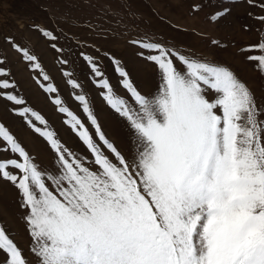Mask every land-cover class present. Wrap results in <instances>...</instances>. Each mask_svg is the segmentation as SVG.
<instances>
[{
  "label": "snow or ice",
  "instance_id": "snow-or-ice-1",
  "mask_svg": "<svg viewBox=\"0 0 264 264\" xmlns=\"http://www.w3.org/2000/svg\"><path fill=\"white\" fill-rule=\"evenodd\" d=\"M248 3L264 11V0ZM199 7L194 3L191 11ZM229 11L225 6L211 20ZM256 19L264 24V15ZM39 31L63 51L52 31ZM7 43L38 72L35 83L89 155L67 148L48 120L15 94L0 56V99L44 139L54 161L51 170L43 168L0 123V152L15 157L0 159V180L17 190L29 238L26 255L0 222V264H264V109L229 67L132 41L154 52L144 58L157 67L159 83L155 93L138 90L112 56L126 100L84 56L101 96L128 129L135 151L126 157L105 135L85 94L74 91L72 98L95 135L60 98L38 57L11 37ZM257 50L261 54H251ZM241 52L264 75V39ZM63 75L74 90L81 88L70 72Z\"/></svg>",
  "mask_w": 264,
  "mask_h": 264
},
{
  "label": "rangeland",
  "instance_id": "rangeland-1",
  "mask_svg": "<svg viewBox=\"0 0 264 264\" xmlns=\"http://www.w3.org/2000/svg\"><path fill=\"white\" fill-rule=\"evenodd\" d=\"M194 3L200 6L196 12L191 11ZM225 6L230 10L229 15L219 21L211 20ZM258 15H264V11L248 0H0V56L6 57L4 67L11 73L6 78L16 83L15 94L48 120L49 128L67 148L80 156L89 155L78 137L62 123L66 116L54 110L48 96L35 83L38 72L30 70L10 48L9 37L38 57L50 82L58 88L60 98L95 135L94 128L72 98L74 91L85 94L107 138L129 157L135 149L128 129L101 96L103 89L95 85L96 78L84 56L92 57L100 66L113 94L127 100V90L111 57L119 59L130 72L138 90L155 93L158 69L144 58L154 52L132 41L160 43L190 58L229 67L247 84L258 106L264 109V75L255 62L246 60L248 53L241 52L264 39V24L256 19ZM39 29L52 31L57 36V47L63 51L58 53L52 49L51 42ZM251 54L261 53L257 50ZM61 59L68 60V64H60ZM64 71L72 74L71 79L81 85L80 89L74 90L67 84L69 77L63 75ZM12 107L11 102L0 99V123L43 168L51 170L53 154L47 143L12 114ZM260 118L264 119V115ZM37 126H40L38 122ZM10 158L15 157L0 152V159ZM22 217L17 190L0 180V222L28 255L29 238Z\"/></svg>",
  "mask_w": 264,
  "mask_h": 264
},
{
  "label": "bare ground",
  "instance_id": "bare-ground-1",
  "mask_svg": "<svg viewBox=\"0 0 264 264\" xmlns=\"http://www.w3.org/2000/svg\"><path fill=\"white\" fill-rule=\"evenodd\" d=\"M25 3V2H24ZM14 6V5H13ZM24 7H27V6H24ZM14 8V7H13ZM18 9V8H17ZM16 10V9H15ZM28 10V9H27ZM15 13V12H14ZM22 14H23V11H22ZM19 15V14H18ZM13 16V15H12Z\"/></svg>",
  "mask_w": 264,
  "mask_h": 264
}]
</instances>
